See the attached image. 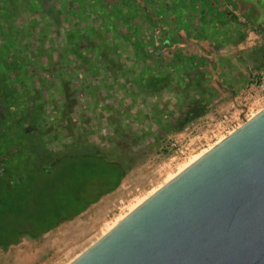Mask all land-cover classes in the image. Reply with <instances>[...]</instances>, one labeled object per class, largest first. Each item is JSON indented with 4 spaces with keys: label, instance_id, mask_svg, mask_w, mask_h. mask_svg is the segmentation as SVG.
Wrapping results in <instances>:
<instances>
[{
    "label": "rangeland",
    "instance_id": "374dc122",
    "mask_svg": "<svg viewBox=\"0 0 264 264\" xmlns=\"http://www.w3.org/2000/svg\"><path fill=\"white\" fill-rule=\"evenodd\" d=\"M36 3L38 5L34 8L50 4L51 0H37ZM177 3L180 10L182 5ZM28 5L30 2L23 0H0V54L18 61L21 68L14 74L9 68H0V80H9L7 84H11L3 87L5 92L10 88L16 89V94L8 95L6 101L10 118L17 112L27 111L33 98L58 107L54 103L60 101L62 86H54L56 81H49L50 78L44 79L43 72L45 68L52 70L56 65L59 78H70L81 90V95L84 94L77 97L73 120L80 121L79 118L85 115L87 124L82 129L76 128L73 135L78 140L88 141L85 146L95 143L107 156L121 160L125 166L124 176L114 190L40 236H22L18 243L0 254V264H69L134 207L187 167L193 158L204 154L247 121L243 116H237L240 108L236 98L250 79L264 72V32L257 26L242 29L239 25L235 34L231 28L225 30L216 16L209 18L210 23L207 24L206 9L201 6L196 7L201 10L203 23L199 25L198 17L192 13L197 2L195 6L188 4L184 7L191 12L186 17L187 23L180 16L168 18V35L174 43L154 59L157 68L172 65L168 79L158 73L157 77L154 75L152 85L148 82L151 89H147L149 87L143 86L138 79L126 83L123 77L112 76L114 69L98 74L95 63L94 72L88 76L84 73L85 68L92 69L88 63H83L79 69L71 66L65 57L64 60L61 58L58 36L55 35L56 42L50 41L49 35H53V31L49 30L53 25L45 26L44 20L36 18ZM253 29L262 38L248 42L247 34ZM36 31L42 33L34 38ZM106 35L109 36L108 33ZM32 42H35V51L30 50L32 46L28 47ZM239 44L242 53L237 59V67L232 63V57ZM31 53L34 56L32 61L36 63L34 67L30 63ZM117 53L109 50L106 57L115 59L121 55L120 51ZM127 53H123V56L128 55L123 66L134 76L141 73L143 60L148 59L132 50ZM179 55L202 56L212 66V71L203 72L201 81L196 83L186 73L179 83L173 73V69H178L176 59ZM90 58L94 62L99 57L91 53ZM59 62L60 67H57ZM147 62L150 63L149 60ZM222 66L228 67V71ZM184 81L186 85L194 84L182 88ZM132 82L137 86L133 88ZM139 82L142 90L138 88ZM94 92H98L99 97L90 96ZM98 99L95 108L92 104ZM53 113L55 115L54 110L51 111ZM64 119L60 117V122L66 126ZM171 142L177 144L174 149H170ZM79 144L81 146V142Z\"/></svg>",
    "mask_w": 264,
    "mask_h": 264
},
{
    "label": "trees",
    "instance_id": "16d2710c",
    "mask_svg": "<svg viewBox=\"0 0 264 264\" xmlns=\"http://www.w3.org/2000/svg\"><path fill=\"white\" fill-rule=\"evenodd\" d=\"M23 1L30 2L28 6L36 18L44 20L45 26L53 25L54 28L49 30L53 31V35H49L50 41L56 42L55 35L58 36L61 58L64 60L65 57L71 66L79 69L83 63H88L92 69L87 67L85 72L82 71L87 76L92 75L95 68L98 74L114 69L112 76L123 77L126 83L138 79L143 82V86L149 87L147 89H151L153 77H157L158 73L168 79L169 68L172 67L167 64L166 67L157 68V62L154 61L174 43L168 35V18L180 16L186 22L191 12L184 7L188 4L195 6L197 1L203 2L62 0L57 3L51 0L50 4L44 3V6L34 8L38 5L37 0ZM177 2L182 5L180 10ZM196 7L192 13L202 22L201 13ZM41 33L36 31L34 38ZM29 46L33 47L31 51H35V42ZM109 50L116 54L120 51V57L108 59L106 53ZM129 50L150 61L143 60L142 71L136 77L123 66ZM91 53L99 57L94 62L90 58ZM123 53L127 54L123 56ZM32 60L34 56L31 53L30 63L34 67L36 63ZM176 62L178 69H173V73L179 83L186 73L196 83L201 81L203 72L212 71V66L202 56L179 55ZM60 63L57 67H60ZM17 64L18 61L0 54V68H9L10 73L14 74L21 69ZM54 67L52 70L45 68L43 72L44 79L50 78L49 81H56L54 86H62L59 90L62 102L54 103L58 107L33 98L27 111L17 112L10 118L6 101L8 95L16 94V89L10 88L5 92L6 85L11 84H7L9 80H0V253L18 243L22 236L36 238L59 222L81 213L102 195L114 190L125 173L121 160L107 156L93 142L85 146L88 141L78 140L73 135L76 128L82 129L87 124L85 115L79 118L80 121L73 120L78 98L84 94L81 95V90L70 78H59V68L56 65ZM133 82L134 88L137 85ZM139 83L141 85L138 88L142 90V83ZM194 83L186 85L184 81L181 87L186 88ZM115 85L119 91L118 85ZM219 86L222 87L220 83ZM90 96L97 98L99 94L94 92ZM95 102L92 105L96 108L99 99ZM53 110L55 115L51 114ZM60 117H65L63 122L66 126L60 122Z\"/></svg>",
    "mask_w": 264,
    "mask_h": 264
},
{
    "label": "water",
    "instance_id": "95a60500",
    "mask_svg": "<svg viewBox=\"0 0 264 264\" xmlns=\"http://www.w3.org/2000/svg\"><path fill=\"white\" fill-rule=\"evenodd\" d=\"M69 264H264V109Z\"/></svg>",
    "mask_w": 264,
    "mask_h": 264
},
{
    "label": "crops",
    "instance_id": "0c3cea01",
    "mask_svg": "<svg viewBox=\"0 0 264 264\" xmlns=\"http://www.w3.org/2000/svg\"><path fill=\"white\" fill-rule=\"evenodd\" d=\"M196 6L197 8L201 6L203 9H206L207 24L210 23L209 18L216 16L218 21H220L219 23L223 24L225 30L231 28L235 34L238 32L239 25L242 29L257 26L264 32V0H203V2L197 1ZM198 12L201 13V10ZM201 23L203 22L200 21L199 25ZM224 42L227 43L226 40ZM233 51L237 53L233 55L232 63L238 67L236 64L238 62L237 59L242 53L240 44ZM222 67L223 70L228 71V67ZM236 87L238 88V86ZM232 90L234 91V89ZM2 253L4 251L0 254Z\"/></svg>",
    "mask_w": 264,
    "mask_h": 264
},
{
    "label": "built area",
    "instance_id": "2783aa9c",
    "mask_svg": "<svg viewBox=\"0 0 264 264\" xmlns=\"http://www.w3.org/2000/svg\"><path fill=\"white\" fill-rule=\"evenodd\" d=\"M258 38H262V35L254 29L250 30L247 34L248 42H253ZM236 101L240 108L237 116H243L246 120L264 109V72L250 79L240 90ZM176 145L175 142H171L170 149H174Z\"/></svg>",
    "mask_w": 264,
    "mask_h": 264
},
{
    "label": "bare ground",
    "instance_id": "6f19581e",
    "mask_svg": "<svg viewBox=\"0 0 264 264\" xmlns=\"http://www.w3.org/2000/svg\"><path fill=\"white\" fill-rule=\"evenodd\" d=\"M204 152V151H203ZM203 155V154H202ZM202 155H198V156H196L195 158H193L190 162H189V164L187 165V166H189L190 164H192L195 160H197L200 156H202ZM186 168V167H185ZM185 168H183L182 170H184ZM181 170V171H182ZM170 180V179H169ZM153 194V193H152ZM135 208V207H134Z\"/></svg>",
    "mask_w": 264,
    "mask_h": 264
}]
</instances>
